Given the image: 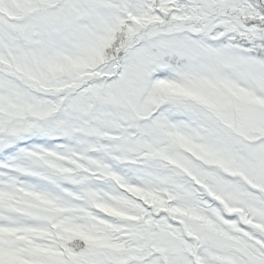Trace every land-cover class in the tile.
Listing matches in <instances>:
<instances>
[{
	"label": "snow or ice",
	"instance_id": "obj_1",
	"mask_svg": "<svg viewBox=\"0 0 264 264\" xmlns=\"http://www.w3.org/2000/svg\"><path fill=\"white\" fill-rule=\"evenodd\" d=\"M0 264H264V0H0Z\"/></svg>",
	"mask_w": 264,
	"mask_h": 264
}]
</instances>
